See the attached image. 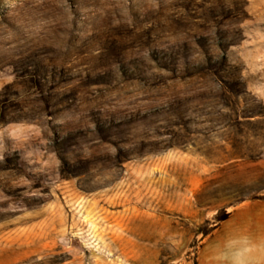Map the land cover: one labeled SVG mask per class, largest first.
Instances as JSON below:
<instances>
[{"label":"rangeland","instance_id":"obj_1","mask_svg":"<svg viewBox=\"0 0 264 264\" xmlns=\"http://www.w3.org/2000/svg\"><path fill=\"white\" fill-rule=\"evenodd\" d=\"M0 264H264V0H0Z\"/></svg>","mask_w":264,"mask_h":264},{"label":"bare ground","instance_id":"obj_2","mask_svg":"<svg viewBox=\"0 0 264 264\" xmlns=\"http://www.w3.org/2000/svg\"><path fill=\"white\" fill-rule=\"evenodd\" d=\"M132 219V218H131ZM129 221V220H128ZM129 224V223H128ZM144 224V223H143ZM130 225H131V223H130ZM130 225H129V227H130ZM127 226V225H126ZM146 226V225H145ZM138 227V226H137ZM144 227V226H143ZM126 228V227H125ZM133 228V227H132ZM144 229V228H143ZM253 229V228H252ZM128 230H130V231H133V229L131 230V229H128ZM145 231V230H144ZM254 231V230H253ZM126 232H127V229H126ZM129 233V232H128ZM130 235H131V233H130ZM141 235H143V234H141ZM134 236V235H133ZM145 236V235H144ZM121 237V236H120ZM141 238V237H140ZM142 238H143V236H142ZM145 238V237H144ZM122 240V239H121ZM129 240V239H128ZM125 241L124 243H121V241L119 240V238H117V239H115V241H114V249H117V250H121V252H123V253H121V255L123 254V255H128L129 253H131V248L132 247H130V245H131V243L129 242V241ZM112 241V240H111ZM123 242V241H122ZM112 243H113V241H112ZM130 243V244H129ZM141 243V242H140ZM133 244H135V243H133ZM136 246V245H135ZM144 246V245H143ZM113 247V246H112ZM134 248V247H133ZM138 248V247H137ZM139 249V248H138ZM113 250V249H112ZM137 250V249H136ZM258 251L260 252V251H262L261 249H260V247L258 248ZM141 252V251H140ZM134 254V253H133ZM129 256V255H128ZM130 257V256H129ZM250 257H251V254H250V252H239L238 253V255H237V259L238 260H240V261H242V262H244V260L246 261V260H249L250 259ZM247 258H249V259H247Z\"/></svg>","mask_w":264,"mask_h":264}]
</instances>
